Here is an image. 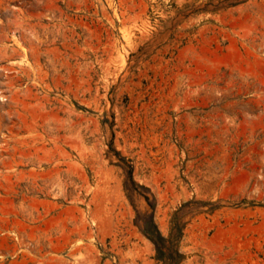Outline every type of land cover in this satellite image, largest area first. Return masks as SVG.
<instances>
[{
	"label": "rangeland",
	"instance_id": "obj_1",
	"mask_svg": "<svg viewBox=\"0 0 264 264\" xmlns=\"http://www.w3.org/2000/svg\"><path fill=\"white\" fill-rule=\"evenodd\" d=\"M0 264H264V0H0Z\"/></svg>",
	"mask_w": 264,
	"mask_h": 264
}]
</instances>
